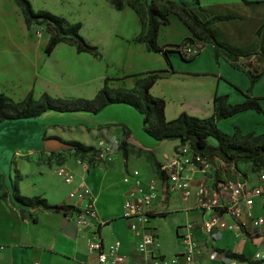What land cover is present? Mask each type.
<instances>
[{
    "label": "crops",
    "instance_id": "obj_1",
    "mask_svg": "<svg viewBox=\"0 0 264 264\" xmlns=\"http://www.w3.org/2000/svg\"><path fill=\"white\" fill-rule=\"evenodd\" d=\"M144 1L149 3L151 0ZM174 1H181L192 10L204 8L198 0ZM29 2L35 10H47L67 23L78 22L79 33L96 47L99 56L77 52L73 45L65 42L55 44L49 53H45L46 38L40 39L42 33L36 38L31 37L24 22L25 35L17 37L4 31L5 35L0 36V93L13 101H20L27 94L38 99L43 93L54 98L89 99L104 82L110 88L129 89L137 77L156 73L158 77L148 91L150 95L163 100L165 120L175 118L180 112L198 118L209 117L214 111L215 96L224 97L225 105L252 99L260 110L247 108L234 112L216 120V127L228 134L234 130L240 133H264V61L253 50L260 36L264 37V2H242L237 3L235 8L224 10L213 7L208 14L229 13L233 16L231 20L223 22L227 26L224 41L242 51L234 61L219 52L215 54L213 46L194 37L185 22L174 13L167 15L166 24L159 25L155 42L158 46L167 47L189 38L187 45L198 47L196 54L189 59L169 51L166 60L160 52L147 51L143 43L136 42L134 38L141 31L142 19L127 3L115 10L109 0H103L109 10L118 12V18L113 21L95 18L84 25L69 18L60 7L55 10L57 8L35 6L31 0ZM0 3L23 21L14 0H0ZM58 4L63 5L60 1ZM7 21L5 19L4 22ZM220 23L216 22L213 26ZM248 71L256 75L252 81ZM48 111L34 118L0 122V175L4 194V198H0V264H81L93 261L94 255L85 248L84 232L73 221L74 212L81 209L85 201L102 222L98 230L101 240L104 243L119 241L120 252L125 255L121 264H151L149 255L135 251L139 236L129 231L127 220L121 216L126 188L121 177L131 168L138 169L144 177L157 176L153 158L159 163L170 158L178 141H148L143 144L135 140L128 126L109 130L99 124L87 126L84 122L57 126L56 122L50 120L55 115ZM79 112L84 115L57 116L68 121H86L90 118L87 114L92 113ZM75 125L79 126V135L73 133ZM49 127H56V130ZM123 128L128 130L126 137H123ZM44 137L75 140L93 147L100 137L124 138L126 155L122 157L120 152H116L113 161L104 164L96 157H80L72 149L45 150ZM209 144L214 145L215 141ZM77 160L87 161L86 167L83 169ZM209 160L212 166L204 177L185 171L189 179L188 195L183 196L179 192L158 193L148 221V226L157 233L158 241L150 248L159 255H177L176 264H185L178 255L181 247L179 234L183 225L190 222L198 241L193 264H227L233 258L227 253L242 254L245 264H264V260L251 259L253 252L264 245V195L248 197L242 202L244 211L263 217V222L254 227L250 219L242 214L240 220L245 231L242 237L235 238L227 230L205 232L202 229L201 219L206 213L194 208L196 187L201 178L207 185H219L217 189H222V198L227 195L222 186L224 180L239 177L245 189L257 183V170L248 162L226 163L216 157ZM56 164H64L75 172L72 183L65 184L55 177L53 167ZM13 181L19 195L39 196L47 204L68 205L71 210L66 213L50 212L39 207L22 206L13 199ZM79 182L89 188L90 196L69 199V191L79 192ZM156 218L158 221L154 220ZM223 218L228 220L225 215Z\"/></svg>",
    "mask_w": 264,
    "mask_h": 264
},
{
    "label": "trees",
    "instance_id": "obj_2",
    "mask_svg": "<svg viewBox=\"0 0 264 264\" xmlns=\"http://www.w3.org/2000/svg\"><path fill=\"white\" fill-rule=\"evenodd\" d=\"M109 2L115 10H119L124 3H127L140 14L142 28L134 40L143 43L147 51L160 52L166 60H168L167 53L169 51L177 52V48L187 45L190 41L187 38L167 47L156 44L157 29L159 25L168 22L167 15L169 13L177 14L185 22L194 37L210 43L214 48L215 54L219 52L230 61H234L242 53V51L232 48L225 42L226 38L224 39V36L219 33L216 26H213L216 22L231 20L233 16L229 13H217L209 16L208 14L212 9L210 7H197L196 10H192L185 3L174 0H151L149 3H145L144 0H109ZM241 2L258 4L263 1L241 0ZM14 3L19 8L26 29L29 30L32 25H45L48 29L49 35L44 47L45 53H49L55 44L65 42L73 45L77 52L84 51L91 53L93 56H99L96 47L85 41L79 33L80 24L78 22L67 23L62 17L47 10H35L29 0H14ZM253 50L264 61L263 36H260L259 43L253 47ZM191 57L183 58L189 59ZM248 72L250 81H252L256 75L250 71ZM157 77L156 73L139 76L135 79L133 87L129 89L122 87L110 88L104 82L95 95L89 99L54 98L43 93L38 99H33L30 94H27L22 100L13 101L0 93V122L6 119L34 118L45 110L58 112L89 111L95 113L108 104L123 103L132 106L141 114L142 130L155 141L177 140L178 145L188 143L193 152L204 155L208 159L216 157L223 162L233 164L248 162L254 170H264V133H240L234 130L231 134H228L216 127V120L234 112L247 108L260 110L254 100L247 99L238 104L225 105L223 103L224 97L215 96L213 97L214 111L209 117L198 118L185 112H180L175 118L165 120L163 100L150 95L148 91ZM122 133L123 137H126L128 130L123 128ZM209 138L215 141L214 145L209 144ZM62 142L71 145L70 149L80 157L95 158L96 153L93 146L84 145L75 140ZM125 146L126 142L123 138L120 140L122 157L126 155ZM153 165L157 177L163 179V173L158 168L159 162L154 158ZM12 196L15 202L26 207H39L50 212L63 213L71 210L68 205L47 204L39 196L26 197L19 195L14 181L12 184ZM0 198H4V194L1 191ZM227 255L241 261L245 260L242 254L227 253Z\"/></svg>",
    "mask_w": 264,
    "mask_h": 264
},
{
    "label": "built area",
    "instance_id": "obj_3",
    "mask_svg": "<svg viewBox=\"0 0 264 264\" xmlns=\"http://www.w3.org/2000/svg\"><path fill=\"white\" fill-rule=\"evenodd\" d=\"M36 36L41 35V31L35 32ZM184 58L193 56L198 51V47L182 45L176 49ZM118 141L115 137L105 139L99 138L95 142L94 151L98 161L104 164L111 163L118 149ZM79 162V160H77ZM83 169L87 161L79 162ZM210 160L199 153L193 152L188 143L177 145L170 158L159 163V170L164 178L157 176L144 177L136 168H131L125 172L121 181L126 184L124 196L121 203V216L127 220L129 231L139 240L135 245V251L140 254L149 255L151 264H176L177 255H159L153 253L151 245H157V233L148 226L150 213L154 200L160 191L167 193L179 192L186 196L189 194V179L185 171L198 173L201 177L211 169ZM53 172L58 179L65 184H70L75 179V172L64 164H56ZM257 183L255 186L245 189V184L236 177L234 180L223 181V188L227 191L226 198H222V189H217L212 185H207L201 178L197 184L195 192L194 208L204 213L201 219V227L205 232L213 229L230 231L235 238L245 235L243 222L240 220L242 214L250 219L254 227H258L263 222L260 215H252L249 211L242 209V202L255 195H264V170L257 171ZM77 193L71 190L67 193L69 199L85 198L90 196L89 188L82 182L77 184ZM227 216L228 220L223 216ZM74 223L84 232L86 251L94 255L93 261H85L81 264H121L125 260V255L120 252L118 240L104 243L99 235V226L102 224L97 214L90 204L85 201L83 207L73 214ZM179 234L180 255L185 264H193V259L198 251V241L193 234L192 224L186 222ZM145 229V230H144ZM252 260H264V245L255 250ZM227 264H245V262L230 258Z\"/></svg>",
    "mask_w": 264,
    "mask_h": 264
},
{
    "label": "rangeland",
    "instance_id": "obj_4",
    "mask_svg": "<svg viewBox=\"0 0 264 264\" xmlns=\"http://www.w3.org/2000/svg\"><path fill=\"white\" fill-rule=\"evenodd\" d=\"M58 1L62 2L63 5H59ZM248 1H263L264 0H248ZM32 4L35 6H49L51 8H57L55 10H58L60 7L61 11H64L65 14L68 15L69 18L72 20H78L82 24H86L91 19L100 18L105 21H113L118 18V12L114 10H109L106 6L103 0H31ZM199 4L203 7H210V8H218V10L224 8H235L237 6L236 4H242L241 0H198ZM4 8V5L0 3V36L5 35L4 31H6V34L14 35V36H21L25 35L24 28L22 27L23 21L17 19L16 16H14L11 11ZM21 17V15L19 14ZM5 19H8L7 23H5ZM22 19V17H21ZM7 24L6 26H4ZM226 24L221 22L220 24L216 25V29L219 31V33L222 34V36H225L226 34L224 31H226ZM41 31L42 36L40 39L43 40L44 38L47 39L49 35V31L46 28L45 25H32V27L28 30V34L36 38V31ZM8 32V33H7ZM120 107V109H118ZM48 113L55 115L50 120L56 122L57 126L61 124H69L71 122H84L83 124H87V126H92L93 124H99V126L103 127V129H115L118 126H128L129 129L132 131L133 135L135 136V140L141 141L143 144H146V142H154L158 143L160 141H155L153 138L148 136L143 130L141 126V114L132 106L123 104V103H112L104 106L102 109L95 113H90L87 115H90L86 121H78V120H65L62 118V116L57 115H74V117H78L80 115H84V113L79 111L74 112H58V111H51L49 110ZM88 113V112H87ZM93 115V116H92ZM57 117V118H56ZM59 117V118H58ZM56 120V121H55ZM75 124V123H73ZM51 130H56V127H49ZM73 133L75 135H79V126L75 125L73 127ZM109 139L106 137H100ZM119 145L117 152L122 151L120 148V139L116 138ZM162 141H169V140H162ZM171 141V140H170ZM210 143H214V140L212 138H209L208 140ZM166 148V147H164ZM56 177V176H55ZM57 178V177H56ZM0 191H3V179L0 175ZM158 221V218L154 219ZM153 220H151L152 222ZM157 228H159V222H157ZM164 228V227H163Z\"/></svg>",
    "mask_w": 264,
    "mask_h": 264
},
{
    "label": "water",
    "instance_id": "obj_5",
    "mask_svg": "<svg viewBox=\"0 0 264 264\" xmlns=\"http://www.w3.org/2000/svg\"><path fill=\"white\" fill-rule=\"evenodd\" d=\"M43 148L45 150H65V149H70L71 145L63 143L59 139L56 138H45L43 139Z\"/></svg>",
    "mask_w": 264,
    "mask_h": 264
}]
</instances>
